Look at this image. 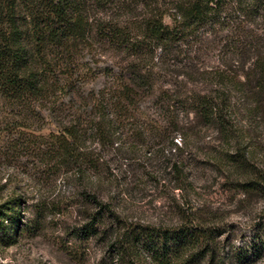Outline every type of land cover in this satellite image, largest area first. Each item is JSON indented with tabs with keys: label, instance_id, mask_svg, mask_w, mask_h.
<instances>
[{
	"label": "trees",
	"instance_id": "trees-1",
	"mask_svg": "<svg viewBox=\"0 0 264 264\" xmlns=\"http://www.w3.org/2000/svg\"><path fill=\"white\" fill-rule=\"evenodd\" d=\"M213 50L218 59L210 65L202 57ZM187 54H194L191 63L182 57ZM162 76L170 86H205L193 95L161 88V98L155 93ZM233 92L241 93L243 103L264 105V0H0V108L15 110L13 129L50 139L47 153L61 163H78L87 134L113 139L116 125L142 99L154 103L149 116L154 121L179 124L172 108L180 103L201 123H218L227 134ZM46 126L53 129L43 135ZM233 156L234 165L245 169L247 155ZM90 202L100 209L79 236L114 238L118 254L132 251L137 262L257 264L264 259V227L227 263L213 233L144 226L121 233V213L96 197ZM22 205L20 199L0 203V243L15 241Z\"/></svg>",
	"mask_w": 264,
	"mask_h": 264
},
{
	"label": "rangeland",
	"instance_id": "rangeland-1",
	"mask_svg": "<svg viewBox=\"0 0 264 264\" xmlns=\"http://www.w3.org/2000/svg\"><path fill=\"white\" fill-rule=\"evenodd\" d=\"M193 55L182 57L191 63ZM202 59L214 65L217 52H206ZM170 81L163 76L158 80L157 97L164 98L167 87L193 95L205 86H170ZM95 86L102 88L101 79ZM231 102L226 134L220 124L201 123L180 103L172 108L180 115L179 124L154 121L149 117L154 103L142 99L116 125L113 139L87 134L78 163H61L47 153L50 139L13 129L15 110L0 108V203H23L15 241L0 243V264H135L132 251L118 254L114 238L79 236L89 216L100 209L91 204L93 197L121 213V233L137 226L195 227L218 237L229 263L264 227V105L243 103L237 92ZM50 129L46 126L42 134ZM234 152L247 155L245 169L234 165Z\"/></svg>",
	"mask_w": 264,
	"mask_h": 264
}]
</instances>
